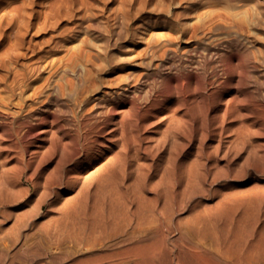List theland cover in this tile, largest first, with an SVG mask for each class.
Segmentation results:
<instances>
[{
	"label": "bare ground",
	"instance_id": "obj_1",
	"mask_svg": "<svg viewBox=\"0 0 264 264\" xmlns=\"http://www.w3.org/2000/svg\"><path fill=\"white\" fill-rule=\"evenodd\" d=\"M256 74L264 0H0V264H264Z\"/></svg>",
	"mask_w": 264,
	"mask_h": 264
},
{
	"label": "rangeland",
	"instance_id": "obj_2",
	"mask_svg": "<svg viewBox=\"0 0 264 264\" xmlns=\"http://www.w3.org/2000/svg\"><path fill=\"white\" fill-rule=\"evenodd\" d=\"M65 29H67L66 31H69L68 29L69 28H64L63 30H62V34H67V36H68V38L71 36V38H72V40L73 41H69V40H71L70 38L68 39V45H66V47H68L69 46V44L70 45H72V46H77V47H79L80 48V46H85L84 45V43L86 44V39L87 38H89L88 39V41H93L94 39H95V37L94 36H96V35H90L91 37H88V36H86V35H83L84 37L83 38H85V39H83L82 40V38H80L82 35H80L79 33H74V34H71L70 35V33L71 32H68V33H66V32H64L65 31ZM50 34V33H49ZM49 34L48 33H45L44 35L45 36H47V37H49ZM75 35V36H74ZM79 36V37H78ZM42 37V36H41ZM87 37V38H86ZM74 38V39H73ZM92 38H94V39H92ZM99 38V40H97ZM75 39H77V40H75ZM81 39V40H80ZM84 40H86V41H84ZM78 44V43H80L79 45H76L75 44V42ZM82 41H84V42H82ZM97 41H98V43L100 44L101 43V37H99V36H97L96 37V40L94 41V42H91L93 45L96 43L97 44ZM88 44L90 43V42H87ZM90 43V44H91ZM103 43V42H102ZM88 44H86V46L89 48V49H94V48H101L103 45L102 44H97V46H95L94 45V48H93V46L92 45H90V47H89V45ZM72 46H70V47H72ZM92 46V47H91ZM69 48V47H68ZM97 49H94V50H91V51H93V52H96L95 50H97ZM98 49V50H99ZM143 49V48H142ZM257 76H259V78L257 77ZM261 75H255V77H257L256 78V80H258V79H260V80H258V81H256L255 80V78L253 77V75H252V77L254 78V80L253 81H256L255 83H257L258 82V84L259 83H261V82H259V81H263L264 80V78H261L260 77ZM262 77H264V76H262ZM252 82V81H251ZM251 82H249V85H248V88L250 89V90H253V87L254 86H252L253 84H254V82L253 83H251ZM251 83V84H250ZM263 87H264V84H263ZM56 114L59 116V117H61L60 118V120H62L61 122L62 123H64L63 122V114L60 112L59 113V111H58V113L56 112ZM62 115V116H61ZM167 125L166 124H163V125H161L160 127H158V128H156V129H154V131H151L150 130V132L148 133V135H146V136H148V142L149 143H151V145H153L154 147L152 148V152H153V154H157L158 156L160 155V154H163V153H168L169 152V150L170 149H175L176 147L178 148V149H180V150H185V151H194V149H195V146H197V143H196V145H195V143H192L191 145H189L188 144V141L186 140V139H184V137L183 136H181V133L180 132H173L172 133V131H169V130H167ZM211 140H209V139H207L206 140V142H205V145L207 144V148L205 149V150H213V148H212V145H213V142H210ZM4 142V141H3ZM156 145V146H155ZM172 149V150H173ZM171 151V150H170ZM220 154H223V153H220ZM245 156V152H243L242 153V158H245L244 157ZM208 163V165H207V168H209L210 169V173H209V175L211 176H209V179H216V176L215 175H217V173H219V170L221 169L222 171L224 170V171H226V172H228L227 170H229L228 168H226L227 167V163L225 162V160L224 159H220L219 160V163H217V168L215 169V166H213V165H211L212 164V162L211 161H209V162H207ZM240 164H243L242 162H240ZM10 165H12V163H10ZM236 166H232V169L233 168H235ZM220 168V169H219ZM223 168V169H222ZM219 169V170H218ZM220 170V173L219 174H223V173H221L222 171ZM223 171V172H224ZM210 181V180H209ZM225 181L223 180V178H219L218 180H217V182H215L214 184H213V186L211 187V188H209L208 187V185H205V186H203L204 188H202V189H196L197 191H198V193L196 192V190H194V188H193V190H191V192H196V193H193V196H192V193H190V195H189V204H188V206L190 207V206H192V204H195L199 199H202V201H204V202H210V199L209 200H207L206 198H208V197H210V196H212L213 198H216V193L215 192H221V191H223V183H224ZM230 183L231 184H233L234 186H238V185H236L238 182L237 181H230ZM245 187H247V186H244V187H241V188H245ZM206 188V189H205ZM181 189H182V187H179L178 188V190H180L181 191ZM204 189V190H203ZM202 191L201 193L199 192V191ZM180 191H179V196H181V194H180ZM32 193V192H31ZM182 193V192H181ZM194 194H196L195 196H194ZM192 196V197H191ZM201 196V197H200ZM202 196H204V197H202ZM4 209L6 208V209H8L7 208V206H4L3 207ZM187 207H185V210H187L186 209ZM23 212H24V214L26 215V213H29L30 215L31 214H33L34 212H33V209H32V206L28 203V204H26L22 209L20 208L19 210H16V209H13L12 210V215L13 214H23ZM186 212V211H185ZM185 212H182L179 216L180 217H185L186 215H187V213H185ZM21 214V215H22Z\"/></svg>",
	"mask_w": 264,
	"mask_h": 264
}]
</instances>
